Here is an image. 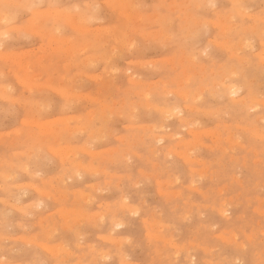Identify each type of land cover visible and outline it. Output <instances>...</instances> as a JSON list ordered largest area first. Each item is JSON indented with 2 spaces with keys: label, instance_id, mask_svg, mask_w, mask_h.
<instances>
[{
  "label": "rangeland",
  "instance_id": "374dc122",
  "mask_svg": "<svg viewBox=\"0 0 264 264\" xmlns=\"http://www.w3.org/2000/svg\"><path fill=\"white\" fill-rule=\"evenodd\" d=\"M2 33L1 264H264V0H0Z\"/></svg>",
  "mask_w": 264,
  "mask_h": 264
},
{
  "label": "bare ground",
  "instance_id": "6f19581e",
  "mask_svg": "<svg viewBox=\"0 0 264 264\" xmlns=\"http://www.w3.org/2000/svg\"><path fill=\"white\" fill-rule=\"evenodd\" d=\"M118 2V1H117ZM38 13V12H37ZM3 15V14H2ZM3 18V17H2ZM183 18V17H182ZM185 19V18H184ZM262 20V19H261ZM3 21V20H2ZM216 25V24H215ZM220 25V24H219ZM217 26H218V24H217ZM8 29V28H7ZM80 29V28H79ZM6 30V29H5ZM84 30V29H83ZM8 31V30H7ZM6 35V34H5ZM0 36H3V33H2V35H0ZM51 36V35H50ZM46 38V37H45ZM62 40V39H61ZM70 41V40H69ZM73 45V44H72ZM72 47V46H71ZM241 47V46H240ZM74 48V47H73ZM71 53V52H70ZM10 58V57H9ZM9 58H7V59H9ZM259 58V57H258ZM6 59V58H5ZM260 59V58H259ZM179 62V61H178ZM10 64V63H9ZM11 65V64H10ZM41 67V66H40ZM195 67V66H194ZM184 69V68H183ZM202 70V69H201ZM181 71H182V69H181ZM184 71V70H183ZM12 72V71H11ZM16 74H17V72H16ZM17 76V75H16ZM38 77V76H37ZM226 79V78H225ZM215 83V82H214ZM1 85V84H0ZM217 85V84H216ZM218 85H219V83H218ZM2 86V85H1ZM222 86H223V84H222ZM225 87V86H224ZM231 87V86H230ZM11 88H12V86H11ZM4 91V90H3ZM8 91V90H7ZM2 93V92H1ZM5 94H7L6 92H5ZM210 94V93H209ZM4 95V94H3ZM8 95H10V93H8ZM2 96V95H1ZM11 96V95H10ZM6 97V96H5ZM12 97V96H11ZM2 98V97H1ZM30 101V100H29ZM235 101V100H234ZM238 101V100H237ZM33 102H35V101H33ZM31 103H32V100H31ZM36 103V102H35ZM253 103V102H252ZM251 104V103H250ZM250 104H248V105H250ZM263 105V104H262ZM35 106V105H34ZM39 106V105H38ZM23 107V106H22ZM28 108V107H27ZM42 108V107H41ZM40 108V109H41ZM156 111V110H155ZM158 112H159V110H158ZM163 112V111H162ZM161 112V113H162ZM165 113V112H164ZM91 115V114H90ZM90 117V116H89ZM90 118H92V117H90ZM89 118V119H90ZM179 122H181V121H179ZM138 128H140V127H138ZM151 128V127H150ZM78 129V128H77ZM77 131V130H76ZM1 134V133H0ZM2 136V135H1ZM28 136V135H27ZM174 137H176V136H174ZM254 137V136H253ZM256 137V136H255ZM157 138V137H156ZM257 138V137H256ZM5 140V139H4ZM9 143V142H8ZM15 145V144H14ZM231 145V144H230ZM236 145V144H235ZM243 147V146H242ZM112 151V150H111ZM155 153V152H154ZM25 156V155H24ZM177 156V155H176ZM4 160V159H3ZM2 162V161H1ZM5 162V161H4ZM3 163V162H2ZM14 164V163H13ZM11 165V164H10ZM14 166V165H13ZM17 166V165H16ZM20 166V165H19ZM80 166V165H79ZM83 167V166H82ZM15 169V168H14ZM18 169V168H17ZM23 170V169H22ZM93 170V169H92ZM21 171V170H20ZM95 171V170H94ZM96 172V171H95ZM3 173V172H2ZM100 173V172H99ZM6 174V173H5ZM77 175V174H76ZM199 175V174H198ZM71 176H73V175H71ZM119 176H121V175H119ZM4 177V176H3ZM0 179H1V177H0ZM167 179V178H166ZM160 181V180H159ZM50 182V181H49ZM160 185V184H159ZM184 185V184H183ZM11 186V185H10ZM25 186V185H24ZM181 186V185H180ZM191 186V185H190ZM19 187H21V186H19ZM184 187V186H183ZM190 189V188H189ZM39 190V189H38ZM48 190V189H47ZM40 192H41V190H40ZM80 192V191H79ZM168 194V193H167ZM45 197H47V194L45 195ZM49 198V197H48ZM83 199L85 198V197H82ZM81 199V198H80ZM127 200V199H126ZM8 201V200H7ZM122 202V201H121ZM143 202V201H142ZM196 202V201H195ZM120 204V203H119ZM3 205V204H2ZM37 205H39V204H37ZM109 205V204H108ZM202 205V204H201ZM212 205V204H211ZM34 206V205H33ZM122 206V205H121ZM125 206V205H124ZM206 206V205H205ZM16 207V206H15ZM105 207V206H104ZM127 207V206H126ZM18 208V207H17ZM16 208V209H17ZM28 208V207H27ZM34 208V207H33ZM37 207H35V209H36ZM130 208H131V206H130ZM20 209V208H19ZM23 209H25L24 207H23ZM115 209V208H114ZM5 210V209H4ZM22 210V209H21ZM72 210V209H71ZM74 210V209H73ZM107 210V209H106ZM186 210V209H185ZM76 211V210H75ZM128 211V210H127ZM190 211V210H189ZM72 212V211H71ZM74 212V211H73ZM81 212V211H80ZM77 213V212H76ZM79 213V212H78ZM97 213V212H96ZM25 215V214H24ZM90 215V214H89ZM130 215V214H129ZM81 216H83V214L82 215H80V217ZM91 216V215H90ZM68 217H69V215H68ZM67 217V218H68ZM79 218V217H78ZM87 218V217H86ZM82 219H83V217H82ZM84 220V219H83ZM246 220V219H245ZM76 221V220H75ZM88 221V220H87ZM93 221V220H92ZM73 222V221H72ZM84 222V221H83ZM159 222V221H158ZM41 223V222H40ZM71 223V222H70ZM46 224V223H45ZM76 224V223H75ZM161 225V224H160ZM159 225V226H160ZM40 226V225H39ZM56 227V226H55ZM23 229V228H22ZM213 229V228H212ZM54 230V229H53ZM52 230V231H53ZM228 231V230H227ZM46 232H48V230L46 231ZM176 232V231H175ZM76 233H78V232H76ZM243 233V232H242ZM41 234V233H40ZM48 235V234H47ZM78 235V234H77ZM46 236V235H45ZM107 236V235H106ZM48 237V236H47ZM46 237V238H47ZM77 237H79V236H77ZM231 237V236H230ZM244 237V236H243ZM43 238V237H42ZM81 238V237H80ZM35 239H36V237H35ZM119 239V238H118ZM221 239V238H220ZM120 240H121V238H120ZM169 240H171V239H169ZM227 241V240H226ZM81 242V241H80ZM109 242H111V241H109ZM120 242H122V241H120ZM28 243V242H27ZM26 243V244H27ZM30 243V242H29ZM41 243V242H40ZM191 243V242H190ZM32 244V243H31ZM35 245V244H34ZM117 245V244H116ZM128 245V244H127ZM191 245V244H190ZM1 246V245H0ZM37 246V245H36ZM46 246V245H45ZM172 246V245H171ZM42 247V246H41ZM57 247V246H56ZM196 247V246H195ZM44 248V247H43ZM46 248V247H45ZM61 249H62V247H61ZM201 249V248H200ZM55 251H56V249H54ZM59 250V249H58ZM67 250V249H66ZM186 251V250H185ZM57 252V251H56ZM61 252V251H60ZM65 253V252H64ZM69 253V252H68ZM108 254V253H107ZM82 255V254H81ZM109 255V254H108ZM112 255V254H111ZM125 255V254H124ZM101 256V255H100ZM257 257V256H256ZM70 258V257H69ZM83 258V257H82ZM104 258V257H103ZM119 259V258H118ZM62 260V259H61ZM127 260V259H126ZM95 262V261H94ZM126 262V261H125ZM122 263V262H121ZM209 263V262H208ZM1 264V263H0ZM95 264V263H94ZM120 264V263H119ZM211 264V263H210Z\"/></svg>",
  "mask_w": 264,
  "mask_h": 264
}]
</instances>
